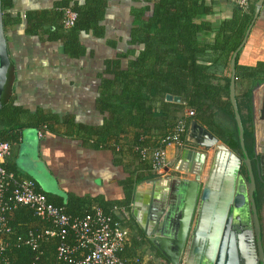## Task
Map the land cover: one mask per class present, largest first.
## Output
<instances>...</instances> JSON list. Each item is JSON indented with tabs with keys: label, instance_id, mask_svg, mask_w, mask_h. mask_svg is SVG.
Returning <instances> with one entry per match:
<instances>
[{
	"label": "trees",
	"instance_id": "1",
	"mask_svg": "<svg viewBox=\"0 0 264 264\" xmlns=\"http://www.w3.org/2000/svg\"><path fill=\"white\" fill-rule=\"evenodd\" d=\"M109 1L58 0L52 8L29 10L25 14L26 32L43 40L62 41L67 55L80 58L88 53L81 34L105 36L103 21ZM136 1L139 5L132 7L130 13L133 20L129 44L134 47L106 60L104 72L99 74L96 109L104 114L103 122L76 123L73 115L61 117L41 107L32 111L14 104L12 99L0 110V138L13 146L21 141L24 129L36 128L45 133L76 136L85 145L113 151L116 163L124 166L126 172L120 181L123 198L107 201L101 196L72 195L65 200L44 192L48 201L65 207L66 213L74 216L95 206L101 207L130 228V241L150 243L151 250L163 260L162 264H170L131 212L138 184L157 177L150 162L142 159L140 149L160 146L161 138L180 119V112L189 108L194 110L190 123L196 119L229 148L243 153L229 94L231 61L253 15L238 8L232 19L217 22L209 0ZM2 2L7 32L23 19L21 14L12 15V0ZM65 7H72L78 13L75 25L70 28L64 26ZM109 43L116 46V41ZM236 70V83L241 72L244 74L241 78L251 80L245 91L237 93L236 90V96L244 124L245 146L254 159L258 148L257 103L259 90L264 85V62L246 68L236 64ZM168 94L179 96L182 101H169ZM125 153L131 156L128 164L123 163ZM242 173L246 175L245 168ZM255 199L260 212L261 193L255 194ZM121 209L128 212V219ZM8 217L18 234L9 238L11 246L0 255V264H6V260L8 264H32L37 257L40 263L71 264L57 257L60 236H46L40 241L38 251L15 245L18 235L39 234L48 228L49 223L33 209L22 206L11 211Z\"/></svg>",
	"mask_w": 264,
	"mask_h": 264
},
{
	"label": "crops",
	"instance_id": "2",
	"mask_svg": "<svg viewBox=\"0 0 264 264\" xmlns=\"http://www.w3.org/2000/svg\"><path fill=\"white\" fill-rule=\"evenodd\" d=\"M56 1L58 0H12V15L21 14L23 20L6 32L10 57L15 67L11 100L14 99L16 105L30 109L25 103L26 99L32 92H36L43 95V103L35 109H30L32 111L41 107L61 117L73 115L76 123L101 124L104 114L96 109L99 74L104 72L106 60L116 58L119 53L134 47L129 44L133 20L130 13L132 7L139 5L138 1L110 0L103 21L106 27L105 36L100 38L93 34H81L82 43L87 47L88 53L80 58L67 55L62 41L43 40L26 32V12L52 8ZM209 1L214 7L213 16L217 22L232 19L239 8L230 0ZM257 3L258 0H254L250 12H245L253 15L251 23L255 19ZM109 41H116V46L111 45ZM260 62H264V4L237 58V64L244 68ZM221 72L223 73V70ZM239 76L237 93L240 92L239 88L245 91L251 84V80L241 78L244 77L242 72ZM56 83H59L57 87L54 86ZM263 87L264 85L258 94V118ZM53 88L56 89L54 94ZM65 94L69 95L67 99ZM55 95H61L64 99L58 103L54 100ZM188 109L180 112L179 118L186 115ZM182 153L183 149L168 147L171 169L167 175L176 168ZM26 160H33L41 171L37 173L25 166ZM130 161L131 156L125 153L123 163L128 164ZM4 164L19 176L33 179L39 190L54 197L67 200L72 195L101 196L107 201L124 197L120 181L126 177V172L124 166L116 163L113 151L85 145L76 136L50 132H43V136H40L38 129L26 128L21 141L12 146V153ZM42 172L46 174L43 179L39 176ZM124 252L123 255L139 260V263H163L156 252L151 250L150 243L143 241L135 244L131 240Z\"/></svg>",
	"mask_w": 264,
	"mask_h": 264
},
{
	"label": "water",
	"instance_id": "3",
	"mask_svg": "<svg viewBox=\"0 0 264 264\" xmlns=\"http://www.w3.org/2000/svg\"><path fill=\"white\" fill-rule=\"evenodd\" d=\"M263 4L264 0H258L255 19ZM255 19L231 61L229 94L243 153L229 148L193 119L187 141L202 148H183L175 170L186 176L170 173L136 187L131 212L148 239L170 264H264L262 224L255 199L256 172L259 177L264 175V87L259 104L260 133L254 159L245 146L244 124L236 96L237 58ZM14 72L0 0V110L11 100ZM167 100L182 101L181 97L171 94L167 95ZM219 149L226 150L230 159L222 164L218 182L213 185L217 181H214V174ZM210 150H213V156L206 174ZM243 168L246 175L242 173Z\"/></svg>",
	"mask_w": 264,
	"mask_h": 264
},
{
	"label": "built area",
	"instance_id": "4",
	"mask_svg": "<svg viewBox=\"0 0 264 264\" xmlns=\"http://www.w3.org/2000/svg\"><path fill=\"white\" fill-rule=\"evenodd\" d=\"M230 1L248 13L254 0ZM63 11L65 28L73 27L78 13L72 7H65ZM193 115L194 110L189 109L187 115L180 118L161 138L160 146L140 149L142 159L150 162L158 177L167 175L171 169L168 147L183 149L186 146L189 118ZM39 135L43 136V132L39 131ZM11 153L12 144L0 138V255L11 246L9 238L18 234L10 224L9 213L26 206L47 221L49 227L39 234L29 232L27 236L18 235L15 243L17 246L23 245L38 251L40 241L46 236H60L62 241L57 248V257L71 264H146L123 255L130 242V228L122 220L114 218L98 206L81 215L66 213L65 207L48 201L47 195L39 190L36 181L7 170L4 162ZM120 211L124 217L129 218L125 209ZM38 259L37 257L32 264H46L40 263Z\"/></svg>",
	"mask_w": 264,
	"mask_h": 264
},
{
	"label": "rangeland",
	"instance_id": "5",
	"mask_svg": "<svg viewBox=\"0 0 264 264\" xmlns=\"http://www.w3.org/2000/svg\"><path fill=\"white\" fill-rule=\"evenodd\" d=\"M58 85H59V83L54 84V86H56V87ZM239 89H240V92L239 93H242L243 88H239ZM52 91H53V94H54L56 92V89L53 88ZM240 96H241V94H240ZM68 97H69V95L65 94V99H67ZM62 99H64V97L61 96V95H55L54 96V100L56 102H58V103ZM26 100L27 101L25 103L29 106V108L30 109H35L37 106H39V105H41L43 103V95L38 94V93L36 94V92H32V95H30L28 97V99H26ZM186 115H183L182 117H185ZM258 120H259V118H258ZM258 120H257V131H258V135H259V133H260V123H258ZM186 146L194 147V148H198V149L202 148L200 145H198L196 143H192L190 141H187ZM212 156H213V150H210V157H209V161H208L207 168H206V174H207V172H208V170L210 168ZM24 165L27 166V167H30L33 170H35L37 173H39L41 171V170H39L38 165L35 164V162L33 160H29V161L26 160V161H24ZM171 174H180V175L186 176L185 173L178 172V171L175 170V168L172 169ZM45 175L46 174L42 172L39 176L41 177V179H43ZM145 183H146V181L143 182V184H145Z\"/></svg>",
	"mask_w": 264,
	"mask_h": 264
},
{
	"label": "flooded vegetation",
	"instance_id": "6",
	"mask_svg": "<svg viewBox=\"0 0 264 264\" xmlns=\"http://www.w3.org/2000/svg\"><path fill=\"white\" fill-rule=\"evenodd\" d=\"M253 163H254V169H255V172H256L255 161H253ZM256 179L259 182L262 183V187L261 188H260V183L259 182H258L259 184L257 183V190H256L255 194H260L261 193V196L263 198L262 208H261L260 212H258V213H259V217H260L261 224H262V242H263V246H264V175L262 177H259L257 175V172H256ZM131 232H132V230H131Z\"/></svg>",
	"mask_w": 264,
	"mask_h": 264
},
{
	"label": "bare ground",
	"instance_id": "7",
	"mask_svg": "<svg viewBox=\"0 0 264 264\" xmlns=\"http://www.w3.org/2000/svg\"><path fill=\"white\" fill-rule=\"evenodd\" d=\"M219 151V154H218V156H217V159H216V166H215V180L214 181H216L217 180V178L219 179V176H220V174H221V171L220 170H222V169H220L221 167H222V164H224V162L226 161V160H229L230 159V154H228V152L226 151V150H223V149H219L218 150ZM234 160V159H233ZM219 175V176H218ZM213 181V182H214ZM217 182H218V180L216 181V183H212L213 185H216L217 184Z\"/></svg>",
	"mask_w": 264,
	"mask_h": 264
}]
</instances>
